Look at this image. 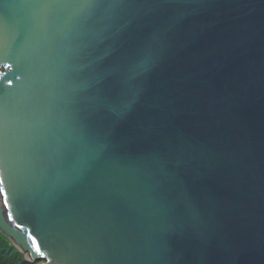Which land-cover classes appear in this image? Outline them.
Here are the masks:
<instances>
[{
  "label": "water",
  "instance_id": "95a60500",
  "mask_svg": "<svg viewBox=\"0 0 264 264\" xmlns=\"http://www.w3.org/2000/svg\"><path fill=\"white\" fill-rule=\"evenodd\" d=\"M0 107L27 260L264 264V0H0Z\"/></svg>",
  "mask_w": 264,
  "mask_h": 264
},
{
  "label": "snow or ice",
  "instance_id": "6c2138e0",
  "mask_svg": "<svg viewBox=\"0 0 264 264\" xmlns=\"http://www.w3.org/2000/svg\"><path fill=\"white\" fill-rule=\"evenodd\" d=\"M45 4H61L65 6H78L81 8H90L94 5H97L99 3H102L103 0H43ZM150 57H147L144 62H142L141 65L138 67L140 69H146L148 66V63L150 62ZM6 67H10V65H5ZM9 83H11L9 81ZM5 121L6 116L4 113V110L2 107H0V196L3 197V205L5 208H9V199H8V193L5 190L4 184V169H5V163H6V143H5ZM7 219L8 221H13V213L9 211L7 213ZM15 227L18 229H22V225L17 223L15 224ZM4 226L0 224V230H3ZM28 239L31 240V248L27 246L26 243H21V247L24 248L25 251H34L40 256H44V252L41 251L39 245L37 244V241L34 236H32L31 232L28 233ZM17 243H20L18 240Z\"/></svg>",
  "mask_w": 264,
  "mask_h": 264
},
{
  "label": "trees",
  "instance_id": "16d2710c",
  "mask_svg": "<svg viewBox=\"0 0 264 264\" xmlns=\"http://www.w3.org/2000/svg\"><path fill=\"white\" fill-rule=\"evenodd\" d=\"M26 259L11 241L0 232V264H37Z\"/></svg>",
  "mask_w": 264,
  "mask_h": 264
}]
</instances>
